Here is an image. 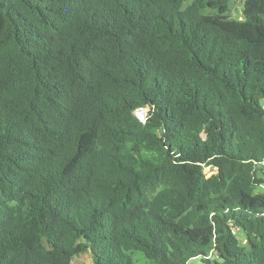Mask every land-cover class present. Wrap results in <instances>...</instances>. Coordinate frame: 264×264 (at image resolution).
<instances>
[{
	"label": "trees",
	"instance_id": "16d2710c",
	"mask_svg": "<svg viewBox=\"0 0 264 264\" xmlns=\"http://www.w3.org/2000/svg\"><path fill=\"white\" fill-rule=\"evenodd\" d=\"M231 1L0 0V264H264V0Z\"/></svg>",
	"mask_w": 264,
	"mask_h": 264
},
{
	"label": "rangeland",
	"instance_id": "374dc122",
	"mask_svg": "<svg viewBox=\"0 0 264 264\" xmlns=\"http://www.w3.org/2000/svg\"><path fill=\"white\" fill-rule=\"evenodd\" d=\"M244 1L245 0H232L231 1V11L225 16L228 21H234V22H241L244 19L243 15V8H244ZM141 112V113H140ZM138 112V115L140 118L144 116V112L140 111ZM206 172L209 175H212L213 173L211 172L210 168L206 169ZM261 189H264V187H261ZM92 262L91 258L89 255H84L77 257L74 261V264H90ZM199 264V261L192 262L191 264Z\"/></svg>",
	"mask_w": 264,
	"mask_h": 264
},
{
	"label": "built area",
	"instance_id": "2783aa9c",
	"mask_svg": "<svg viewBox=\"0 0 264 264\" xmlns=\"http://www.w3.org/2000/svg\"><path fill=\"white\" fill-rule=\"evenodd\" d=\"M141 119L144 120L145 119V116H143Z\"/></svg>",
	"mask_w": 264,
	"mask_h": 264
},
{
	"label": "water",
	"instance_id": "95a60500",
	"mask_svg": "<svg viewBox=\"0 0 264 264\" xmlns=\"http://www.w3.org/2000/svg\"><path fill=\"white\" fill-rule=\"evenodd\" d=\"M142 112H144V111H142ZM141 113V112H140ZM144 116H145V113H144Z\"/></svg>",
	"mask_w": 264,
	"mask_h": 264
}]
</instances>
